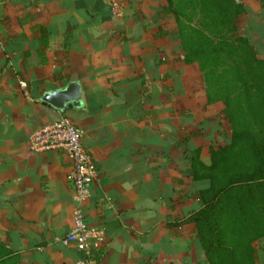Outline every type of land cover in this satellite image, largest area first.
Returning a JSON list of instances; mask_svg holds the SVG:
<instances>
[{
	"label": "crops",
	"instance_id": "0c3cea01",
	"mask_svg": "<svg viewBox=\"0 0 264 264\" xmlns=\"http://www.w3.org/2000/svg\"><path fill=\"white\" fill-rule=\"evenodd\" d=\"M237 29L264 61V9L238 0ZM0 0V264H76L63 246L77 207L67 157L33 153L29 135L68 118L97 171L79 210L103 230L94 264H208L188 219L198 211L190 168L210 164L230 128L186 63L167 0ZM20 82L26 87L21 88ZM71 82L83 106L40 101ZM115 242V247H112ZM256 264H264V242Z\"/></svg>",
	"mask_w": 264,
	"mask_h": 264
},
{
	"label": "trees",
	"instance_id": "16d2710c",
	"mask_svg": "<svg viewBox=\"0 0 264 264\" xmlns=\"http://www.w3.org/2000/svg\"><path fill=\"white\" fill-rule=\"evenodd\" d=\"M264 9V0H259ZM186 63L197 64L208 103L221 102L230 128L210 164L190 168L199 209L188 219L208 264H256L264 242V61L238 33L236 0H167ZM7 252L0 247V261Z\"/></svg>",
	"mask_w": 264,
	"mask_h": 264
},
{
	"label": "built area",
	"instance_id": "2783aa9c",
	"mask_svg": "<svg viewBox=\"0 0 264 264\" xmlns=\"http://www.w3.org/2000/svg\"><path fill=\"white\" fill-rule=\"evenodd\" d=\"M109 4L114 13H119L120 0H109ZM20 87L25 88V83L20 82ZM82 134L81 129L63 117L33 131L28 144L33 153L58 151L69 160L70 172L66 180L73 189L77 207L73 211L72 228L61 244L82 254L76 264H94L93 255L103 243L104 234L102 229L90 227L79 210V206L89 198L97 176L92 155L82 145Z\"/></svg>",
	"mask_w": 264,
	"mask_h": 264
},
{
	"label": "water",
	"instance_id": "95a60500",
	"mask_svg": "<svg viewBox=\"0 0 264 264\" xmlns=\"http://www.w3.org/2000/svg\"><path fill=\"white\" fill-rule=\"evenodd\" d=\"M236 2L239 3L238 0ZM40 101L60 112L78 110L84 104L80 86L76 82H71L58 90L44 93ZM111 245L115 247V242H112Z\"/></svg>",
	"mask_w": 264,
	"mask_h": 264
},
{
	"label": "rangeland",
	"instance_id": "374dc122",
	"mask_svg": "<svg viewBox=\"0 0 264 264\" xmlns=\"http://www.w3.org/2000/svg\"><path fill=\"white\" fill-rule=\"evenodd\" d=\"M238 33H239L240 35H242V33L239 31V29H238ZM255 247H256V249H257V248H261V242L256 243V244H255Z\"/></svg>",
	"mask_w": 264,
	"mask_h": 264
}]
</instances>
